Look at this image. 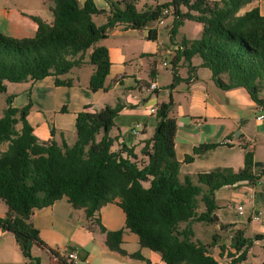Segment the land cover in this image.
Wrapping results in <instances>:
<instances>
[{
  "label": "trees",
  "instance_id": "obj_1",
  "mask_svg": "<svg viewBox=\"0 0 264 264\" xmlns=\"http://www.w3.org/2000/svg\"><path fill=\"white\" fill-rule=\"evenodd\" d=\"M50 1L51 21L31 16L37 23L34 36L14 37L0 32V94L7 91L8 82L34 81L49 75L56 77L57 85L70 86L72 80L66 76L85 62L95 66L90 89H107L111 60L108 48L99 42L114 26L140 30L171 8V41L184 20L203 23L204 28L199 39L182 40L172 60L175 75L170 88L180 81L176 75L178 61L184 58L192 72L197 66L191 60L199 55L201 66L211 69L219 88L244 87L264 106V15L258 6L241 13L256 0H170L142 10L135 0H105L109 10L95 0ZM101 14L106 22L97 25L93 16ZM157 35L156 30H149L150 39H157ZM12 100L9 95L0 117V199L8 206L6 215L0 217V227L14 234L30 262L39 263L33 246L45 245L32 222L34 210L65 197L75 209L84 211L87 227L106 233L111 250L133 258L144 256L140 251L129 254L123 249L124 229L109 231L98 216L103 206L116 200L126 214L125 228L139 236L141 248L159 252L166 264H237L262 239L261 234L247 236L246 229L236 227L237 223H221L217 215V190L244 181L256 184L260 179L253 172L254 153H245V166L239 172L225 168L200 173L198 183L188 175L182 181L181 162L175 154L178 120L170 114L172 97L157 107L155 132L142 148L147 158L143 163L138 161L135 149L125 143L113 149L119 136H111L110 131L125 107L120 100L96 112L81 111L72 144L65 139L41 141L28 120L32 102L15 107ZM51 132L56 133L53 125ZM216 145L201 144L184 161L192 162L196 154ZM200 206L205 209L198 213ZM193 221L220 224L212 243L195 239ZM227 231L231 242L225 243L221 232ZM214 246L219 247L221 255L229 250L228 262L221 263L213 255ZM51 253L59 256L61 264H74L55 250Z\"/></svg>",
  "mask_w": 264,
  "mask_h": 264
},
{
  "label": "crops",
  "instance_id": "obj_2",
  "mask_svg": "<svg viewBox=\"0 0 264 264\" xmlns=\"http://www.w3.org/2000/svg\"><path fill=\"white\" fill-rule=\"evenodd\" d=\"M95 1L98 6L109 10L105 0ZM80 2L83 3L84 0ZM135 3L139 10L160 4L158 0L156 5L146 0H135ZM48 4L50 8L53 5L50 0ZM256 6L264 15V0L249 3L241 10V13ZM32 15L36 14L23 13L18 8H9L0 3V32L14 37L34 36L37 23L31 17ZM97 16L99 15H94L93 19L95 20ZM187 21L192 20H184L174 41H171L172 25L165 20V29L169 30L170 43L160 41L161 27L158 19L147 23L140 30L125 28L122 25L112 27L108 31V37L99 42V45H105L108 48L111 60L110 73L106 79L107 89L98 91L90 89V78L95 66L85 62L75 67L66 76L72 80L70 86L57 85L54 75L22 83L8 82L7 91L4 94L5 101L11 95L13 96L12 104L15 107H23L32 102L28 120L41 141H50L53 138L57 141L65 139L72 144L76 140L75 125L81 111L96 112L107 105L114 106L120 100L125 107L115 118V126L110 131L111 136H119L118 142L114 145L115 150L119 148V144L125 143L135 149L138 161L143 163L147 161V158L143 156L142 148L146 140L153 136L157 123L155 112L152 110L172 97L174 104L170 114L178 120L175 154L181 162L180 179L182 181L188 175L194 183H198L200 173L220 171L225 168L239 172L245 166V153L247 151L254 153L253 172L260 179L256 184L244 181L235 185H226L217 190L216 197L219 203L217 215L223 224L253 225V236L256 234L263 236L254 245L263 243L264 119L260 120L258 117L264 116V106L253 100L244 87L230 90L219 88L212 79L211 69L201 66L202 58L199 55H195L191 60L192 65L197 66L192 72L184 58L178 61L176 75L180 77V81L174 88H170L175 75L171 67L172 60L177 55V49L182 40L199 39L203 32V23L193 21L195 24L191 26L187 34L182 30ZM149 30L158 32L157 39L148 37ZM146 57L151 59L147 77L138 68V64L143 66ZM164 61H167L169 66H164ZM159 65L171 71L163 84L160 81ZM151 82H157L160 89H149ZM112 93H117V97H114ZM261 97L264 98V89ZM52 125L56 129L54 135L51 132ZM224 139L230 142L222 143ZM201 144L217 145L196 154L192 162H185L186 155L193 154L194 148ZM258 186L260 189L257 188ZM247 200L251 201L253 209L250 216L241 219L239 215L244 214V209L243 214H239L238 207L241 202ZM235 201L239 203L236 205ZM204 209V206H200L198 210L202 212ZM6 212L7 210L0 212V217H4ZM98 216L107 230L124 229L123 249L129 254L140 251L144 259L124 256L111 250L106 244V233L96 227L94 229L87 227L84 211L75 209L65 197L50 206L37 208L33 212L32 222L39 229L40 238L45 243L44 246L39 244L33 246V254L39 259V263L27 260L14 242V234L8 230L3 231L0 227V264H61L59 256L51 253V250L59 252L67 259L66 253L69 249L76 251L79 256L76 264H166L159 252L141 248L139 236L125 228L126 214L118 200L103 206ZM185 224L187 223H183L182 226ZM197 224L206 225L204 232L208 231L209 237L202 241L195 231L196 224L193 223L195 239L207 244L212 243L213 239L211 240L210 237L216 234L211 228L212 225L203 222ZM218 225L220 228V224ZM229 232H221V234L230 236ZM5 238L11 240V245L2 244ZM251 248L248 250L246 259L237 264H245L248 261ZM211 250L221 263L229 261L227 258L229 250L222 255L218 246H214ZM42 258H44L43 261Z\"/></svg>",
  "mask_w": 264,
  "mask_h": 264
},
{
  "label": "rangeland",
  "instance_id": "obj_3",
  "mask_svg": "<svg viewBox=\"0 0 264 264\" xmlns=\"http://www.w3.org/2000/svg\"><path fill=\"white\" fill-rule=\"evenodd\" d=\"M158 1L160 2V4H164L170 0H158ZM146 2L151 3L153 5H156L157 0H146ZM0 3L4 4L6 6H9V8H14V7L18 8L23 13H34L36 15H40L41 17H43L44 19L49 20V21H51L53 19V13H52L50 6L48 4V0H0ZM165 20H167V22L170 25H172L173 21H174V16L170 15L168 17H165ZM94 21L96 22L97 25H101L105 22V16L99 15L95 18ZM193 24H195V22L187 21L186 25L184 27H182V30L185 31L187 34H189V31L191 30V26H193ZM159 26L161 27L160 41L170 43L171 41H170V38L168 35L169 30L165 29V24H163V25L159 24ZM150 63H151V59L146 57L144 59V64L142 67L138 64V68L141 69L142 74L145 75L146 77H147V71L150 69ZM158 69H159L160 81L163 84L166 81L165 78L168 76V74H170L171 71H170V69H166L162 65H159ZM4 94L5 93L0 94V117L3 116V111H4V108L6 107L5 106L6 101H5ZM112 94H114V93H112ZM114 97H117V93L114 94ZM154 132H155V129H154ZM154 132H153V134H154ZM113 149L114 150L116 149L115 146L113 147ZM145 185L148 186V183H146ZM257 188L260 189V186H258ZM238 203H239L238 201L234 202V204H236V205ZM241 205L244 209V214L239 215V218L246 219L248 216L251 215V211L253 209L252 203H251V201L247 200V201L241 202ZM7 209H8V206L6 205V203L0 199V212H3ZM198 213H200L199 210H198ZM193 223L196 224L194 227H195V231L197 232L198 237L202 241L207 239V237H209L208 236L209 232L208 231L204 232V229L207 228L206 225L205 224H197L198 221H193ZM203 223H205V222H203ZM238 227L245 228L247 236H253L254 235L253 225L247 223L243 226L242 223H239ZM211 228H212L213 232H215V233L218 230H220L218 224L216 226L212 225ZM210 238H211V240L213 239V237H210ZM12 240H14V239H12ZM225 241L231 242V237L228 234L223 235L222 242H225ZM2 242H3L2 244H4V245H11V240H9L7 238L3 239ZM14 242H16V239L14 240ZM12 243H13V241H12ZM43 259L44 258H42V261H43ZM263 262H264V242L263 243L261 242L260 244H256L251 248L250 258L248 259V261L245 264H263Z\"/></svg>",
  "mask_w": 264,
  "mask_h": 264
},
{
  "label": "built area",
  "instance_id": "obj_4",
  "mask_svg": "<svg viewBox=\"0 0 264 264\" xmlns=\"http://www.w3.org/2000/svg\"><path fill=\"white\" fill-rule=\"evenodd\" d=\"M172 13H173V11H172L171 8H166V9H164V10H163V13H162V16H160V17L158 18V22H159V24H164V23H165V17L171 15ZM163 64H164V66H169V63H168L167 61H164ZM149 89H151V90H159L160 87H159V85L157 84V82H151V83H150V86H149ZM152 111H153V112H156V111H157V107H156V108H153ZM258 119H260V120H261V119H264V116H263V115H260V116L258 117ZM229 142H230V140H228V139H224V140L222 141V143H229ZM238 211H239V214H243V207H242V205H240V206L238 207ZM256 218L259 219V217H256ZM66 257H67V260H68V261H71V262H73L74 264H76V263L79 261V256H78L77 252L74 251V250H70V249L67 250Z\"/></svg>",
  "mask_w": 264,
  "mask_h": 264
},
{
  "label": "water",
  "instance_id": "obj_5",
  "mask_svg": "<svg viewBox=\"0 0 264 264\" xmlns=\"http://www.w3.org/2000/svg\"><path fill=\"white\" fill-rule=\"evenodd\" d=\"M172 107H173V106H171V109H172ZM5 230H6V229H5V228H3V231H5Z\"/></svg>",
  "mask_w": 264,
  "mask_h": 264
}]
</instances>
